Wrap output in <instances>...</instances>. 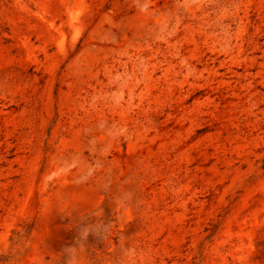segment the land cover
I'll return each instance as SVG.
<instances>
[{
  "label": "rangeland",
  "instance_id": "374dc122",
  "mask_svg": "<svg viewBox=\"0 0 264 264\" xmlns=\"http://www.w3.org/2000/svg\"><path fill=\"white\" fill-rule=\"evenodd\" d=\"M0 264H264V0H0Z\"/></svg>",
  "mask_w": 264,
  "mask_h": 264
}]
</instances>
